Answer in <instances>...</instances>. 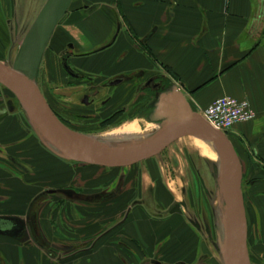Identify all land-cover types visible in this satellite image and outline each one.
Returning <instances> with one entry per match:
<instances>
[{
  "label": "crops",
  "instance_id": "crops-1",
  "mask_svg": "<svg viewBox=\"0 0 264 264\" xmlns=\"http://www.w3.org/2000/svg\"><path fill=\"white\" fill-rule=\"evenodd\" d=\"M22 1L0 0V62L4 64L14 60L21 44L14 45L17 38L22 33L23 40L47 2L39 0L30 18ZM68 48L73 55H82L71 60L80 71L157 73L171 79L173 87L177 85L191 105L201 109L222 96L248 101L255 118L235 125L227 137L242 175L250 179L252 199L257 204L264 200V0H72L40 64L46 70V85L54 78L63 82L57 60ZM17 126L11 119L9 141L2 147L0 135V151L11 146L20 147L22 153L34 152L35 145L33 150L24 148L29 135L13 138ZM23 164L30 175H36L28 160ZM45 167L51 190L72 191L67 188L87 185L81 174H74V167L56 157ZM140 178L133 183L138 191L112 199L109 191L106 197L92 190L72 191L75 198L50 194L63 197L59 209L50 211L49 224L42 220L44 237L59 245L53 247L55 254L36 243L1 239L0 264H196L203 249L185 207L167 211L173 202L170 194L160 189L144 193L141 187L148 186ZM123 184L131 186L130 181ZM255 212L258 224L264 212L257 208Z\"/></svg>",
  "mask_w": 264,
  "mask_h": 264
},
{
  "label": "rangeland",
  "instance_id": "rangeland-1",
  "mask_svg": "<svg viewBox=\"0 0 264 264\" xmlns=\"http://www.w3.org/2000/svg\"><path fill=\"white\" fill-rule=\"evenodd\" d=\"M22 3L25 6L24 9L28 10L29 17L32 18L35 15L38 4H40L39 0H27L26 2L23 0ZM27 28L25 27V31H27ZM21 40L22 33L14 45L18 46ZM12 63V59L5 61L8 66H12ZM44 70L43 65L39 66L37 74L34 76V82L54 111L59 115L62 111L56 106L58 101L55 102L54 98L61 96L62 92H67L71 96V93L76 89H65L63 82H58L57 78H54L55 82H47L46 85L43 80L46 71ZM0 94L2 97L0 109L3 108V110H0V115L4 117L0 125V135L3 136L2 147H6L4 143L9 141L6 133L11 119L18 125L17 130L12 131L15 134L13 138L17 137L21 140L29 135V140L24 148L28 147L33 150L35 145V153L32 151L30 153H22L23 151L18 150L20 147L12 149L11 146L6 152L0 151V216H15L23 223L22 233L19 238L12 239L0 236V240L7 239L20 245L36 243L48 253L55 254L53 247H59V245L48 242L44 237L42 220L46 218L44 224H49L50 211L59 209V203L63 199L61 195L46 194V191L51 189L48 185L50 182L45 166L49 159L52 160L56 157V159L65 161L69 166L74 167V174H81L83 181L87 183L84 188L71 186L67 190L80 193H89L92 190L95 193L103 194L105 197L107 196V191H109L110 196L108 199H112L116 194L122 192L130 191L135 193V191H138L136 190L138 185L133 183L142 177L146 186H148L147 189L144 186L141 187L144 193L150 194L154 189L157 191L160 189L165 195L170 192L172 194H170L171 199L177 203L176 207H183L182 204H184L188 220L199 232L203 253L196 264H223L218 244L219 239L221 241L224 240V203L220 187V164L219 162L211 163L202 159L190 139L194 136L181 137L160 154L130 166L107 168L86 165L63 159L60 152L43 134L13 94L1 85ZM71 100H78V97H72ZM186 100L192 110L197 112V110L193 109L195 108L194 103L191 105V100H188V98ZM68 119L69 128L95 145L104 148L131 145L97 140L113 138L107 135L108 132L91 139L88 135L91 131L101 132L107 129L109 131L110 128L108 126L100 127L97 124L95 125L94 122L79 121L70 116H68ZM160 120L162 125L158 127V130L165 125L166 117H162ZM136 121L128 123H136ZM224 134L227 136V133ZM36 149L40 153H36ZM21 150H23V146ZM24 160H28L30 165L36 167L35 173H37L35 176L30 175V171L25 168L26 166H23ZM71 178L73 179L74 177ZM91 178H95L92 181L93 184L90 182ZM127 181H130L131 186L129 185V189L123 184V182ZM241 190L247 220V248L250 262L251 264H264V215L259 217L258 220L260 218L261 220L258 224L257 216L255 215V208L264 212V200L257 204L252 199L250 195V179L246 175H242ZM260 222L263 226H259ZM54 261L57 262V259H54Z\"/></svg>",
  "mask_w": 264,
  "mask_h": 264
},
{
  "label": "water",
  "instance_id": "water-1",
  "mask_svg": "<svg viewBox=\"0 0 264 264\" xmlns=\"http://www.w3.org/2000/svg\"><path fill=\"white\" fill-rule=\"evenodd\" d=\"M72 0H47L26 32L12 66L0 62V85L13 94L39 129L65 160L107 168L126 167L150 159L181 137L205 138L216 146L220 159V187L224 203V240L219 239L223 264H251L247 248V220L241 190L242 167L227 136L208 124L192 110L184 94L174 86L158 102V118L165 125L142 142L124 147L104 148L67 128L51 110L34 82L44 52ZM46 194H63L66 190H48ZM173 202L167 211L176 206ZM184 206V204H182ZM23 223L17 218L0 217V234L19 237Z\"/></svg>",
  "mask_w": 264,
  "mask_h": 264
},
{
  "label": "flooded vegetation",
  "instance_id": "flooded-vegetation-1",
  "mask_svg": "<svg viewBox=\"0 0 264 264\" xmlns=\"http://www.w3.org/2000/svg\"><path fill=\"white\" fill-rule=\"evenodd\" d=\"M74 56L82 55H73L68 48L60 53L57 60L65 89L77 90L71 96L62 92L61 96L54 98L55 102L58 101L55 105L62 113L58 115L44 96L51 110L67 128L68 116L79 121L94 122L100 127L108 126L110 130L134 120L157 123L158 127L162 125L158 118V102L163 93L173 88L171 79L142 70L114 75L90 74L71 64ZM72 97H78V100L72 101ZM105 132L108 129L91 131L88 135L92 139Z\"/></svg>",
  "mask_w": 264,
  "mask_h": 264
},
{
  "label": "built area",
  "instance_id": "built-area-1",
  "mask_svg": "<svg viewBox=\"0 0 264 264\" xmlns=\"http://www.w3.org/2000/svg\"><path fill=\"white\" fill-rule=\"evenodd\" d=\"M194 110L214 129L228 133L235 125L251 122L256 114L246 100L222 96L204 109L195 105Z\"/></svg>",
  "mask_w": 264,
  "mask_h": 264
},
{
  "label": "bare ground",
  "instance_id": "bare-ground-1",
  "mask_svg": "<svg viewBox=\"0 0 264 264\" xmlns=\"http://www.w3.org/2000/svg\"><path fill=\"white\" fill-rule=\"evenodd\" d=\"M156 124L145 123L143 121L125 123L120 127L108 131L107 135L112 136L113 138L107 140H97L108 143L137 144L158 131V126ZM190 139L195 150L202 157V159L211 163L219 162L220 155L214 143L202 137H191Z\"/></svg>",
  "mask_w": 264,
  "mask_h": 264
}]
</instances>
